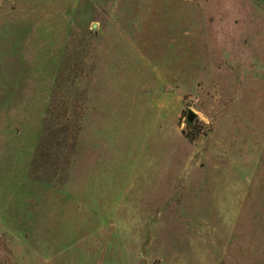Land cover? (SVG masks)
Here are the masks:
<instances>
[{"label": "rangeland", "instance_id": "1", "mask_svg": "<svg viewBox=\"0 0 264 264\" xmlns=\"http://www.w3.org/2000/svg\"><path fill=\"white\" fill-rule=\"evenodd\" d=\"M0 264H264V0H0Z\"/></svg>", "mask_w": 264, "mask_h": 264}, {"label": "water", "instance_id": "2", "mask_svg": "<svg viewBox=\"0 0 264 264\" xmlns=\"http://www.w3.org/2000/svg\"><path fill=\"white\" fill-rule=\"evenodd\" d=\"M94 26H95V25H94ZM194 117H195V115H194L192 112L189 111V112L187 113V117H186L187 122H188V123H191V122L193 121Z\"/></svg>", "mask_w": 264, "mask_h": 264}, {"label": "clouds", "instance_id": "3", "mask_svg": "<svg viewBox=\"0 0 264 264\" xmlns=\"http://www.w3.org/2000/svg\"><path fill=\"white\" fill-rule=\"evenodd\" d=\"M204 122L207 123V120H205Z\"/></svg>", "mask_w": 264, "mask_h": 264}]
</instances>
